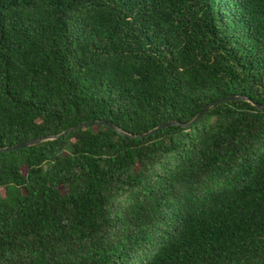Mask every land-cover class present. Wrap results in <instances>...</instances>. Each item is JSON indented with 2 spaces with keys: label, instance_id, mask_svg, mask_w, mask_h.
Returning <instances> with one entry per match:
<instances>
[{
  "label": "trees",
  "instance_id": "16d2710c",
  "mask_svg": "<svg viewBox=\"0 0 264 264\" xmlns=\"http://www.w3.org/2000/svg\"><path fill=\"white\" fill-rule=\"evenodd\" d=\"M250 101L264 0H0V148L88 122L0 152V264H264Z\"/></svg>",
  "mask_w": 264,
  "mask_h": 264
},
{
  "label": "water",
  "instance_id": "95a60500",
  "mask_svg": "<svg viewBox=\"0 0 264 264\" xmlns=\"http://www.w3.org/2000/svg\"><path fill=\"white\" fill-rule=\"evenodd\" d=\"M235 99H245V100L249 101V99L247 97L240 96V95H235V94H231V95H227V96L215 99V100L209 102L208 104H206L196 114V116L194 118H192L189 122L182 123V125L183 126H189V125L193 124L194 122H196L197 120H199L202 117V115L207 110H209L211 107L217 105L218 103L228 102V101L235 100ZM250 102L254 106H256L257 108L264 109V104L256 103V102H253V101H250ZM90 123L106 125V126H110V127H113V128L116 129L115 125H113L112 123H110L108 121H104V120H94V121H90ZM87 124H88V122L87 123H83L80 126L70 127V128H68V129H66V130H64L61 133L56 134V135H49V136L34 138V139L26 140V141H23V142H19V143L13 144V145L4 146V147L0 148V152L9 151V150H16V149H20V148H25V147H29V146H33V145L39 144V143H41V142H43L45 140L55 139V138H57V137H59L61 135H64V134H66V133H68L70 131L76 130L78 127H85ZM173 124H176V122L175 121H167V122H164L162 124L157 125L156 127L152 128L151 130H149V131H147V132H145L143 134L134 135V134H130V133H127V132H121V133L129 135V136H132V137H144V136H148L151 133H154V132L158 131L159 129L165 128V127H167L169 125H173Z\"/></svg>",
  "mask_w": 264,
  "mask_h": 264
}]
</instances>
